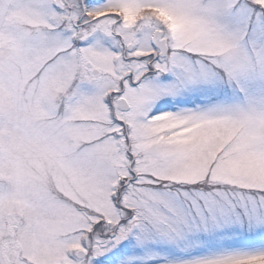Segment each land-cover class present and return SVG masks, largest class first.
<instances>
[{"label":"snow or ice","instance_id":"snow-or-ice-1","mask_svg":"<svg viewBox=\"0 0 264 264\" xmlns=\"http://www.w3.org/2000/svg\"><path fill=\"white\" fill-rule=\"evenodd\" d=\"M0 264H264V0H0Z\"/></svg>","mask_w":264,"mask_h":264}]
</instances>
